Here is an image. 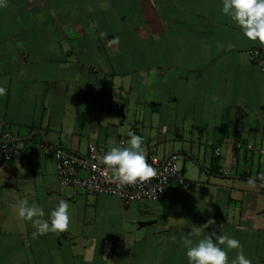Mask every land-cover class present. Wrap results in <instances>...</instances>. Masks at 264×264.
I'll return each instance as SVG.
<instances>
[{
  "label": "crops",
  "instance_id": "1",
  "mask_svg": "<svg viewBox=\"0 0 264 264\" xmlns=\"http://www.w3.org/2000/svg\"><path fill=\"white\" fill-rule=\"evenodd\" d=\"M221 9L222 0H6L0 141L7 132L23 152L0 157V264H187L182 238L213 232L264 264V73L248 55L264 45ZM130 130L148 163L182 154L187 184L124 203L59 186L44 148L84 155L93 143L102 163ZM22 199L44 220L65 200L69 228L33 238Z\"/></svg>",
  "mask_w": 264,
  "mask_h": 264
},
{
  "label": "clouds",
  "instance_id": "2",
  "mask_svg": "<svg viewBox=\"0 0 264 264\" xmlns=\"http://www.w3.org/2000/svg\"><path fill=\"white\" fill-rule=\"evenodd\" d=\"M6 6V0H0V7ZM222 13L240 30L242 35L252 42H259L264 45V0H222ZM97 27L90 24V30ZM101 36H106L101 32ZM117 38L110 39L109 43H116ZM6 87L0 85V96L5 95ZM130 137L127 146H113L107 150L102 158V163L108 170L115 173V179L119 186L133 185L146 182L157 175V169L148 163L145 155L144 138L128 132ZM264 179V176L260 177ZM255 183V181H250ZM68 203L61 199L51 210L48 220L41 219L45 212L43 207L35 203L29 205L27 199L18 201V216L23 220L31 221L36 229L32 233L33 238L44 235L48 232L60 234L69 228L70 215ZM215 224L209 219L202 228L206 229ZM198 235L199 233H195ZM191 235L182 238L186 248L187 264H252L251 260L245 257L240 241L227 235L218 236V242L214 241L212 235L205 236L195 243ZM220 245H225L227 250L237 249L235 259L229 261L228 251Z\"/></svg>",
  "mask_w": 264,
  "mask_h": 264
},
{
  "label": "built area",
  "instance_id": "3",
  "mask_svg": "<svg viewBox=\"0 0 264 264\" xmlns=\"http://www.w3.org/2000/svg\"><path fill=\"white\" fill-rule=\"evenodd\" d=\"M248 55L250 62L264 73V46L250 49ZM11 139V135L7 132L1 136L0 157L5 162L11 161L23 152L22 149L10 143ZM44 150L55 160L56 179L61 188H70L83 193L114 195L123 203L160 199L165 186L172 180L187 184V181L178 173L175 155L165 158L151 156L149 163L158 170L155 177L146 182L119 186L115 173L97 161V147L93 143L88 144L84 155L53 144L48 145ZM215 154H219L217 149Z\"/></svg>",
  "mask_w": 264,
  "mask_h": 264
},
{
  "label": "rangeland",
  "instance_id": "4",
  "mask_svg": "<svg viewBox=\"0 0 264 264\" xmlns=\"http://www.w3.org/2000/svg\"><path fill=\"white\" fill-rule=\"evenodd\" d=\"M182 158H184V156L182 154L177 155V165L179 164V161L182 160Z\"/></svg>",
  "mask_w": 264,
  "mask_h": 264
}]
</instances>
